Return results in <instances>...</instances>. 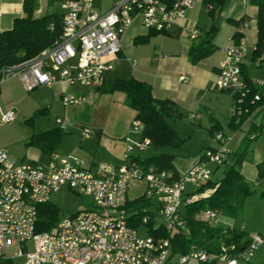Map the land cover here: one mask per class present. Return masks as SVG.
Here are the masks:
<instances>
[{"label": "built area", "instance_id": "obj_1", "mask_svg": "<svg viewBox=\"0 0 264 264\" xmlns=\"http://www.w3.org/2000/svg\"><path fill=\"white\" fill-rule=\"evenodd\" d=\"M58 1L65 8L61 17V37L36 58L0 69V85L17 78L23 90L31 93L39 87L51 86L56 80L52 70H57L59 79L68 85L98 87L104 75L113 70L103 59L120 53L122 38L136 20L146 30L167 33L189 11L204 3V0H123L100 15L93 10L91 0ZM248 27L247 23L242 25L244 30ZM199 36L198 31H192V40ZM255 49V45L249 46L244 39H239L224 51V58L217 66L215 88L238 96V104L249 92L242 78L241 65L246 55ZM179 80L186 83L188 79L181 76ZM254 86L258 93L252 102L260 100L259 89L264 88V82L257 81ZM62 99L65 106L91 104L85 97ZM199 118L191 116L192 120ZM13 119V112L6 113L0 125ZM57 124L65 126L61 120ZM131 128L142 132L143 126L140 121L133 120ZM89 135V130L83 131V136ZM216 140L221 144L219 149H206L197 164L176 177L171 171L146 167L135 160H128L116 171L106 164L91 171L71 156L53 155L45 166L19 164L0 149V263L6 260L12 264L249 263L254 253L264 246V236H253L241 249L232 244L221 246L218 253L212 254L191 247L185 255L171 256L168 240L143 236L128 225V192L134 184L143 183L142 196L158 207L166 232L189 235L180 216L181 209L209 196L213 190L190 193L208 183L216 186L219 179L214 178L211 167H222L230 156L227 139L220 134ZM148 146L149 141L143 139L129 145L127 151L135 148L142 151ZM62 187L90 198L93 206L60 219L47 232L36 233L38 206L50 203L51 195ZM218 218L214 211L203 214V219L213 226H219ZM147 220L145 217L143 223ZM11 248H16L17 252L13 259H7L5 251ZM18 258L23 261L16 263Z\"/></svg>", "mask_w": 264, "mask_h": 264}, {"label": "crops", "instance_id": "obj_2", "mask_svg": "<svg viewBox=\"0 0 264 264\" xmlns=\"http://www.w3.org/2000/svg\"><path fill=\"white\" fill-rule=\"evenodd\" d=\"M120 1L123 0H91V4L93 10L102 15L109 11L114 3ZM23 2L24 0H0V32L9 31L15 20L25 16ZM242 3L244 7L237 14L234 15L232 7L224 14L219 9L217 17L213 8L209 11L208 7L211 6L203 3L189 11L185 18L178 21L177 25L167 33L155 34L153 31L146 30L139 20H136L122 38L120 53L103 59L104 62L112 65L113 70L104 75L103 81L98 87L68 85L59 79L57 70H52V75L56 78L55 82L51 86L35 89L39 90L40 96L45 101L43 105L46 107L37 110L30 119L25 121L27 130L20 127L23 132L26 131L22 137L26 139V146L29 148L22 152H14L9 139L0 133V149L5 150L8 156L19 164L45 166L53 155L71 156L79 159L83 166L91 171H95L100 164H106L113 171H116L128 160L140 161L137 150L127 151V147L135 143V139L138 142L143 140L142 132L139 139L132 138L131 123L136 113L125 106L123 93H106L102 90L107 89L115 80L133 79L144 82L151 87L154 98L170 101L182 117L187 115L188 118L190 115H198L199 119L190 120L196 122L202 130L208 131L211 137L213 136L211 131L213 128L218 129V131L221 129L219 133L227 139L226 145L230 155L239 151L248 138L249 148L240 172L248 186L254 189V193L244 200L240 211L232 219L233 223L226 225V227L244 232L249 239L252 235L264 236V198L260 197L261 190H264V180H258L257 174V166L264 164V128H262L264 127V105L257 108L247 120L237 129H234L233 126L236 122L231 124L234 112L231 117L229 116V108L230 106L233 107L232 97L229 93L223 94L224 91H218L215 88L218 63L223 60L224 51L236 43L234 37L240 36V39H244L249 46H254L257 43V7L250 4L249 0H242ZM64 13V5L58 0H33L32 16L34 18L54 14L61 18ZM234 23L239 24L235 25ZM244 23L249 25L246 30L242 28ZM214 25L217 27V31L211 41L212 52L198 63H192L189 56L191 47L199 44L202 35ZM195 30L200 33V36L198 39L192 40L191 33ZM144 37H149L146 43L135 42ZM162 39L167 41L164 43L162 41L156 42V40ZM141 47L144 49L141 50ZM130 59H133L134 62L131 63L132 60ZM243 68L253 84V88H255L254 85L257 81L264 82L262 58L253 62L252 53H248L243 60ZM254 74L256 76H253ZM181 76L188 79L186 83L180 82ZM13 84L22 88L17 78H12L0 85V119L6 113L13 112L14 114V119L10 123L0 125V130L15 122V108H11L7 102ZM259 90L264 97V88ZM63 97H85L91 104L65 106ZM54 103L59 104L62 108H72L73 115L76 117L78 114V117H82L84 125L74 123V126L79 129L77 127L67 129L68 125L64 118L57 117L52 121L53 126L50 128L36 130L35 118H49ZM229 119L231 131H225L222 121L228 123ZM58 120L65 122V126L60 127L57 124ZM103 120H107V123H102ZM14 126H19V124ZM56 130L62 134V138L55 143L50 151L42 152L39 148L28 145L33 136ZM84 130L90 131L88 137L83 136ZM177 134L179 135L178 132ZM92 135L94 136L93 139L91 138ZM179 137L182 139L180 135ZM208 148L214 149L211 146L206 149ZM173 156L175 157L174 172L176 176H180L200 161L201 154L199 158L196 156L195 159L188 162V166L185 168L182 167L183 161L177 159L176 155ZM211 168L216 180L223 177L222 167ZM133 188L138 190L140 194L133 198L128 192V200L130 201L143 195L145 185L137 183L131 187V189ZM150 204L158 208L154 203ZM153 216L155 218L154 213ZM157 216L161 218L159 212ZM155 225L163 224L157 225L155 219ZM27 247L31 250L30 243H27ZM22 261L23 258L15 260L16 263ZM247 264H264V246L254 253L251 261Z\"/></svg>", "mask_w": 264, "mask_h": 264}, {"label": "trees", "instance_id": "obj_3", "mask_svg": "<svg viewBox=\"0 0 264 264\" xmlns=\"http://www.w3.org/2000/svg\"><path fill=\"white\" fill-rule=\"evenodd\" d=\"M222 2V0H204L208 6L213 3L221 5ZM249 3L256 6L258 10L256 18L258 36L256 49L252 52V61L255 62L262 58V62H264V0H249ZM23 8L25 16L15 20L9 31L0 32V69L36 58L43 50L53 46L62 35L61 18L58 15L34 18L32 16L33 0H24ZM234 24L238 25L239 23ZM216 31L217 27L212 26L209 31L202 35L200 43L191 47L189 56L192 63H198L212 52L211 41ZM148 38H140L135 42L146 43ZM234 39L238 42L240 36L236 35ZM241 74L249 92L240 104L237 103L239 97L231 95L234 108L231 124L236 122L233 126L234 129H237L247 120L257 108L264 105V97L261 94L259 101L252 102L258 90L253 88V84L245 74L243 64L241 65ZM102 92H121L125 95L124 104L136 113L134 120L141 122L143 126L142 138L147 139L151 147L179 149L182 146L183 140L167 122L168 119H180L182 115L170 101L154 98L149 85L133 79L115 80ZM61 138L62 134L58 130L50 131L39 136H33L28 145L35 146L42 152H47ZM248 148L249 140L247 138L242 148L230 155L229 160L222 165L223 179L216 186L214 183H208L199 190L190 193L192 195L202 193L205 190H213L208 197L196 200L191 205L181 209L180 216L186 224L189 235L183 232L169 234L163 225L156 226L153 213L148 210L151 207L150 201L145 196L128 202L129 227L156 240H168L171 256L185 255L191 247L212 254L218 253L221 246L232 244L241 249L250 240L244 232L210 225L203 219V214L205 211H214L218 215L233 218L240 211L244 200L253 195L254 189L248 186L240 172ZM174 159L175 157L172 155L161 154L138 162L143 166H152L160 171H171L176 177L173 166ZM257 172L258 180H264V164L257 166ZM260 197L264 198V190H261ZM145 217H148V220L143 223ZM58 221V209L51 203L42 204L37 208L35 232H47ZM0 264H12V262L6 260Z\"/></svg>", "mask_w": 264, "mask_h": 264}, {"label": "rangeland", "instance_id": "obj_4", "mask_svg": "<svg viewBox=\"0 0 264 264\" xmlns=\"http://www.w3.org/2000/svg\"><path fill=\"white\" fill-rule=\"evenodd\" d=\"M222 1L223 2L221 5H217L216 3H213L211 5V8H213L215 12L220 9L221 13L224 14L228 10H230V8L233 7L234 9L233 12L235 15L238 12H240V10H242V8L244 7L242 0H222ZM157 41H162L164 43V41H167V40L162 39V40H156V42ZM140 49L142 50L144 48L141 47ZM134 59L137 61L136 57H134ZM130 60H132L131 63L134 62L133 59H130ZM253 76H256V74H254ZM38 91L39 90H35L34 92L26 93L17 84H13L10 90V97L8 98L7 102L9 103V105H11V108H15L14 112H15L16 118H15V122L1 128L0 133L1 134L3 133L5 137L9 139L11 148H13L14 152L16 151L22 152L29 148L26 146V143H27L26 139L22 137L23 135L26 134L25 133L26 131L23 132V129H21L20 127H24V129L27 130V126H25L26 125L25 121L27 119H30L34 112L40 109H44L46 107L45 105H43L45 101L42 98V96H40V93ZM223 94H227V93L223 92ZM229 110H230L229 116L231 117V115L234 112L233 107L230 106ZM63 111L65 113L64 115H63ZM73 114L74 113H73L72 108H69V107L62 108L60 107L59 104L54 103L52 105V110L49 113V118L47 119H41L40 117L35 118L34 120L35 128L36 130H39V131L45 130L46 128H50L51 126H53L52 121L57 117L64 118V120L67 122V125H68L67 129L76 128L77 126H74V123L83 124L82 121L84 120L82 119V117H78V114L76 117ZM186 116L187 115H185L184 117H181L180 119H168L167 120L168 124L176 132H178L181 138L184 140V143L179 149L177 150L171 149V148L160 149V148H154V147L148 146L142 151H139L137 148H135L139 153L140 160L157 157L161 154H167V155L173 154L177 156V159H180L183 161L182 167L185 168L188 166V162H191L192 159H195L196 156L199 158L200 154H202L208 146H211L214 149L220 148L221 144L217 142L216 137L220 135L219 131L221 129H219L218 131V129L213 128L211 130L213 136L211 137L208 131L202 130L201 128H199V125L196 122L191 121L192 120L191 116L193 115H190V117L188 118ZM223 122L224 120L222 121V124L225 128L224 130L231 131L229 127L230 119L228 123H223ZM17 123L19 124V126H14ZM102 123H107V120H103ZM131 131H132V136H133L132 138L134 137H136L137 139L140 138V134H141L140 130L136 131V130H133L132 128ZM91 138L93 139L94 136L92 135ZM135 143H139V142L135 139ZM139 194H140L139 191L136 190L135 188L129 191L130 197H133V198L138 196ZM49 201L53 206H55L58 209L59 220L63 218H67L70 215L80 210H86V209H89L91 206H93V203L90 198L86 196H79L71 192L65 187H62L59 192L52 194ZM148 210L155 214L157 225L165 223L164 219L159 218L157 216L159 212L158 208H156L155 206H151L149 207ZM232 219L233 218H228V217L219 215V218H218L219 225L222 227H226V225L228 226V224L233 223ZM141 235L144 236V234H141ZM253 236L255 235H252L251 238ZM16 252H17L16 248L7 249L5 251L6 258L13 259ZM238 263L247 264V263H244L243 261H239Z\"/></svg>", "mask_w": 264, "mask_h": 264}, {"label": "water", "instance_id": "obj_5", "mask_svg": "<svg viewBox=\"0 0 264 264\" xmlns=\"http://www.w3.org/2000/svg\"><path fill=\"white\" fill-rule=\"evenodd\" d=\"M217 15H218V11H216V13H215V16H216V17H217ZM222 179H223V177H221V178L218 180V182H220Z\"/></svg>", "mask_w": 264, "mask_h": 264}]
</instances>
